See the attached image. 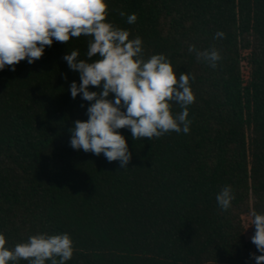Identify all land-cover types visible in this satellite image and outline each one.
<instances>
[{
	"label": "trees",
	"instance_id": "1",
	"mask_svg": "<svg viewBox=\"0 0 264 264\" xmlns=\"http://www.w3.org/2000/svg\"><path fill=\"white\" fill-rule=\"evenodd\" d=\"M106 2L107 21L129 30L130 39L141 37L145 59L164 54L177 78L195 75L190 132L133 140L128 128L119 129L132 153L125 170L70 146V129L88 120L93 102L71 97L79 74L63 57L79 49L85 58L90 37L54 40L35 63L6 66L0 70L6 247L36 234L68 233L74 252L65 264H255L250 253H261L251 242L250 213L264 214V0ZM132 13L137 21L128 24ZM218 31L225 37L214 39ZM189 45L214 47L222 59L213 69ZM171 110L182 111L174 102ZM228 185L236 198L222 211L216 195Z\"/></svg>",
	"mask_w": 264,
	"mask_h": 264
},
{
	"label": "clouds",
	"instance_id": "2",
	"mask_svg": "<svg viewBox=\"0 0 264 264\" xmlns=\"http://www.w3.org/2000/svg\"><path fill=\"white\" fill-rule=\"evenodd\" d=\"M108 15L106 0H0V70L10 66L15 71L22 60L35 63L54 40L67 44L72 38L90 37L85 58H81L79 49L63 57L68 68L79 74L80 83L70 84L71 97L81 95L83 100L93 102L87 108L88 120H76L70 129V146L96 156L103 154L108 162L119 161L126 170L132 153L118 130L128 128L133 140L160 138L169 132L188 134V106L196 99L190 81L195 75L181 72L177 78L171 60L164 54L145 59L142 38L130 39V31L108 22ZM119 15L126 13L119 11ZM136 21V13L127 15L128 24ZM224 37L225 33L218 31L214 39ZM188 51L213 69L222 59L214 47L198 51L195 45H189ZM64 78L67 80L66 75ZM90 86L99 90L90 91ZM111 94L114 99L109 98ZM173 102L181 112L173 114ZM235 198L230 185L216 195L222 211L231 208ZM250 215V226L255 227L251 242L261 253H250V259L264 264V214L253 210ZM6 243L0 234V264L20 260L65 264L74 252L68 233L32 235L13 249Z\"/></svg>",
	"mask_w": 264,
	"mask_h": 264
}]
</instances>
